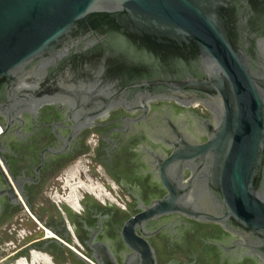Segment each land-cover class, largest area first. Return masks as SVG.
Listing matches in <instances>:
<instances>
[{
    "label": "water",
    "instance_id": "95a60500",
    "mask_svg": "<svg viewBox=\"0 0 264 264\" xmlns=\"http://www.w3.org/2000/svg\"><path fill=\"white\" fill-rule=\"evenodd\" d=\"M0 126L71 246L52 195L79 157L127 208L59 203L82 254L48 238L0 264H264V0H0ZM44 236L0 165V260Z\"/></svg>",
    "mask_w": 264,
    "mask_h": 264
},
{
    "label": "flooded vegetation",
    "instance_id": "af4514ba",
    "mask_svg": "<svg viewBox=\"0 0 264 264\" xmlns=\"http://www.w3.org/2000/svg\"><path fill=\"white\" fill-rule=\"evenodd\" d=\"M0 129H1V132H0V135L2 133H4L3 131V128L0 126ZM85 156H87V154L85 155H82L81 157H79L76 161H74L72 164H70L69 166H67L65 169H63L59 174H58V177H56V181H59L61 183H63V185H60V187L62 188V194L60 195L59 192H58V186H55V190L53 192L54 193H58L65 201L64 203L70 207L68 205V203L66 202V199L70 196V185L73 184V182H75V180H78L80 182H83V183H89V182H94L93 180V177L90 176L88 174V172L91 171L90 169V166H87V164H92V159H86ZM87 163V164H86ZM0 165L4 171V173L6 174L9 182L11 183V185L13 186L16 194L18 195L20 201L22 202L24 208L26 209L27 213L32 217V219L45 231V236L43 238H40V239H37V240H34L28 244H26L25 246L21 247L20 249L16 250L15 252L11 253L10 255L6 256L5 258L1 259L0 260V263H2L3 261H5L6 259L10 258L11 256L17 254L18 252H20L21 250L25 249L26 247H28L29 245L33 244V243H36V242H39L41 240H45V239H48V238H55L59 241H61L63 244H65L67 247H69L70 249H72L74 252L76 253H81L80 251H78L76 248H75V244L82 250L84 251V247L83 245L80 243V241L78 240V238L76 237L75 235V232L74 230L72 229V226H71V223L70 221L68 220V217H67V214L66 212H64V210L57 206V208L59 209V211L61 212L62 216H63V219L64 221L66 222V227L68 229V231L70 232L71 236L73 237L72 241L74 242V245L71 246L70 244H68L67 242H65L64 240H62L61 238H59L56 234H54L52 231L48 230L47 228H45L41 223L40 221L31 213V211L29 210L28 206L26 205V203L24 202L23 198L21 197L19 191L17 190L14 182L12 181V178L10 177V175L7 173L6 171V168L5 166L3 165L2 161L0 160ZM82 178L85 179L84 181H82ZM96 179H98L96 176H95ZM99 180V179H98ZM85 199V196L83 195V198H81V201ZM98 201V200H97ZM53 202V201H52ZM99 202V201H98ZM54 203V202H53ZM103 205V204H102ZM81 206V211H83L85 213V209L83 208V206L80 204ZM105 207H107V204L106 205H103ZM73 211H75L77 214L81 215L82 216V213L81 211L78 212L76 210H74L72 207H70ZM122 210H127V208L125 207V209H122ZM30 250V249H29ZM82 254V253H81ZM84 255V254H83ZM52 258H54L52 256Z\"/></svg>",
    "mask_w": 264,
    "mask_h": 264
},
{
    "label": "built area",
    "instance_id": "2783aa9c",
    "mask_svg": "<svg viewBox=\"0 0 264 264\" xmlns=\"http://www.w3.org/2000/svg\"><path fill=\"white\" fill-rule=\"evenodd\" d=\"M89 184H92L93 186H97L100 189L99 192L97 193L95 190L92 191L91 189H88V191H83V193H80L81 198H83L84 194L88 193L89 195H93L95 197V199L98 200L103 205H106L107 204L106 200H108L111 204H115L118 208L125 209L126 206L124 204H121V202H119L118 199L112 195L111 191H109V190L107 191V188L103 185L102 182L101 183H99V182L94 183L91 181V182H89ZM71 193L72 192L70 189V196L66 199V202L74 210L80 212L82 209L80 206V200L77 201V203H75L73 198L71 197ZM52 201L60 208L59 203L63 204V202L65 200L58 193H54L52 195ZM30 253H31V255L33 253H40L43 255H47L49 257V259L47 261L42 263V261L39 260L37 264H55L54 261L52 260V256H50L48 253H42V252H39L36 250H32Z\"/></svg>",
    "mask_w": 264,
    "mask_h": 264
},
{
    "label": "bare ground",
    "instance_id": "6f19581e",
    "mask_svg": "<svg viewBox=\"0 0 264 264\" xmlns=\"http://www.w3.org/2000/svg\"><path fill=\"white\" fill-rule=\"evenodd\" d=\"M1 132V129H0ZM71 189V197L73 198L74 202L77 203V201H81V195L80 190L82 191H88V189H91L92 191L95 190L97 193L99 192V188L97 186H93L92 184L89 183H83V182H78V183H73L70 185ZM49 259L47 255H43L40 253H33L30 258V264H37L38 261L45 262ZM15 264H29L28 260L26 258H19L17 261H15Z\"/></svg>",
    "mask_w": 264,
    "mask_h": 264
},
{
    "label": "rangeland",
    "instance_id": "374dc122",
    "mask_svg": "<svg viewBox=\"0 0 264 264\" xmlns=\"http://www.w3.org/2000/svg\"><path fill=\"white\" fill-rule=\"evenodd\" d=\"M95 179H96V178H95ZM84 180H85V179L82 178V181H84ZM93 180H94V178H93ZM78 182H79L78 180H75V182L72 181V183H78ZM84 182H85V181H84ZM95 182H99V183H101V181L98 180V179L94 180V183H95ZM81 191H82V190H81ZM81 191H80V193H81ZM80 193H79V194H80ZM80 195H81V194H80ZM22 258H23V257H22ZM12 264H13V263H12Z\"/></svg>",
    "mask_w": 264,
    "mask_h": 264
}]
</instances>
